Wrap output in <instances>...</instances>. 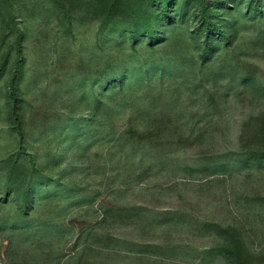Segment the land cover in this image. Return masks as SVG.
<instances>
[{"label": "rangeland", "instance_id": "1", "mask_svg": "<svg viewBox=\"0 0 264 264\" xmlns=\"http://www.w3.org/2000/svg\"><path fill=\"white\" fill-rule=\"evenodd\" d=\"M0 264H264V0H0Z\"/></svg>", "mask_w": 264, "mask_h": 264}]
</instances>
